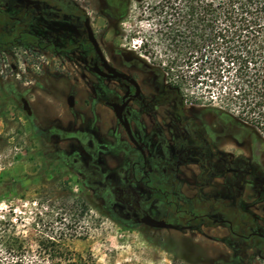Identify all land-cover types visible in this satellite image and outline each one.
<instances>
[{"label": "rangeland", "instance_id": "374dc122", "mask_svg": "<svg viewBox=\"0 0 264 264\" xmlns=\"http://www.w3.org/2000/svg\"><path fill=\"white\" fill-rule=\"evenodd\" d=\"M71 1L87 14L109 61L114 62L122 51L143 61L136 63L138 66L145 63L161 70V84L178 85L187 108L204 110L207 121L217 123L214 109L225 107L222 93L228 87L226 74L220 79L215 68L200 71L196 64L172 66L175 53L168 50L163 23L143 15V8L135 2L129 15L116 23L102 14V0ZM6 3L10 5L8 11L18 16L13 6L20 2L0 0V9ZM29 27L44 41L53 39L59 46L76 41L66 24L47 26L33 20ZM138 41H142L140 47ZM83 59L80 52L55 53L29 44L10 52L0 51V262L264 264L257 248L245 252L241 247L236 249L241 242L225 225L199 226L184 232L153 229L113 203L112 195L106 197L103 189L109 191L115 183L126 185L131 181L136 154L112 109L99 103V96L115 97L119 93L118 83L100 79L84 66ZM134 75L141 79L140 74ZM69 95L75 97L73 108L67 104ZM21 99L28 101L30 116L23 110ZM228 111L239 116L236 107ZM157 113L161 115V110ZM153 125L150 116L133 120L151 161L161 164L157 166L161 169L172 154L166 144H157L152 153L149 151L146 129ZM53 129L60 130V134L52 135ZM67 133L75 136L62 139L61 135ZM246 138L247 133L226 132L214 145L216 154L231 153L250 160L255 149L243 144ZM166 143L174 147L181 142L173 137ZM96 144L106 145L108 150L99 151L92 159ZM75 159L78 165H72ZM91 164L97 165L101 173L97 182L100 193L87 189L76 170ZM177 176L182 198H193L202 191L236 201L229 180L218 178L205 184L195 164L182 166ZM138 190L144 200L150 199L151 193L143 185ZM238 202L256 224L255 230L264 235V190L251 177L245 181ZM146 212L161 218L164 208L153 200Z\"/></svg>", "mask_w": 264, "mask_h": 264}, {"label": "trees", "instance_id": "16d2710c", "mask_svg": "<svg viewBox=\"0 0 264 264\" xmlns=\"http://www.w3.org/2000/svg\"><path fill=\"white\" fill-rule=\"evenodd\" d=\"M39 1L45 4L44 11L50 14V19H68L79 30L88 21L85 11L71 0ZM133 2L143 8L142 14L147 18H157L163 23V36L169 41L168 50L175 53L172 66L180 68L196 64L200 71L215 68L220 79L226 74L228 87L222 93L225 107L214 109L216 124L223 134L247 133L242 142L255 149L250 160L234 159L228 166L237 170L232 180L237 195L234 202L206 193L191 199L181 198L179 180L172 177L165 180L158 174L152 182H146L152 186L153 197L163 202L167 210L166 222L181 232L200 223L214 226L225 222L233 235L242 234L244 230L250 233L254 226L252 219L240 209L238 201L246 174L264 190V0H102L100 10L109 21L120 23L129 15ZM26 23V18L21 15L15 19L0 11V51L10 52L24 44L54 51L55 44L43 42L28 31ZM77 46L72 44L69 47L75 49ZM120 53L125 62H143L131 53ZM138 69L144 74L145 82L158 91L156 85L163 78L161 70L145 63ZM171 86L178 88V85ZM164 91L170 100L175 101L170 106L171 116L181 114L183 100L180 93L166 87ZM232 107L237 108L239 116L229 114ZM198 146L202 149L199 168L203 182L211 184L214 169L225 166L206 164L207 156L203 152L208 150L210 153L208 145L201 142ZM139 161L143 167L144 159L139 157ZM91 189L95 190L92 185ZM245 216L248 218L244 220Z\"/></svg>", "mask_w": 264, "mask_h": 264}, {"label": "flooded vegetation", "instance_id": "af4514ba", "mask_svg": "<svg viewBox=\"0 0 264 264\" xmlns=\"http://www.w3.org/2000/svg\"><path fill=\"white\" fill-rule=\"evenodd\" d=\"M18 1L20 2V4L14 5L13 9H16L19 15L26 18L27 23L25 26L28 29V31L37 35L45 43L53 42L55 44L54 51H51L49 49H44V50H48V51L55 52V53H69V52L83 53L84 54L83 63L87 69L91 70L100 79L104 81H116L119 85V88H118L119 93L115 95V97H109V96L105 97V95L103 94L101 95L103 97L99 96V103H102L103 105H106L107 107L111 109L112 107L110 106V104L112 103L118 104V105H122L123 103H126L123 109V117H125L128 120L132 135L134 139L136 140L137 144L141 147L142 151H140L129 140V137L127 136L129 142L133 145L134 152L136 154L135 159L131 165V181H128L126 185L124 183L121 185H117L115 183L113 186H111L109 191L107 189H103L106 197L107 195H110V196L112 195L114 197L113 203H117L118 205L122 206L123 208L126 209L128 213L134 214L138 223L142 224L141 219L146 216H150L156 220H163L166 222L167 210L162 201H160L158 198L153 197L152 186H150V184H147L146 182L147 181L152 182L156 178L155 176L156 174H158V177L165 179V180H168L171 177L173 178V180L175 179L179 180L177 173L182 166L189 165V164H195L199 167L201 163L200 158L202 156V149L200 148V146H198V143H201V142H204L206 145H208V149L210 151V153L208 152V150L203 152L207 156L205 160L206 164L215 166V167L225 166L223 168L221 167L220 169H217V168L214 169L215 172L211 174L210 176L211 181L213 180L215 181L218 178H225L229 180V182L231 183V188H232V180L234 179L237 170L234 168L228 167V166L232 164L234 159H241V158H237L231 153L220 152L218 155L216 154L214 145H216L217 139L223 137L224 134L220 131L218 132L219 127L216 125V123H209L207 121L205 111L196 110V109L193 110V108H187L183 104L182 113L181 114L176 113L174 117L171 116L170 106L174 105L175 101L169 99L168 94H166L164 91V87H166L167 90L169 91H172L175 89L177 93H179V88H174L170 84L164 85L158 82L156 87L159 89L157 91L150 84L145 82V76L138 69L137 64H131V63H128L122 60V58L120 57L121 55L120 52L122 51H119L117 53V56H115L114 58L115 63L109 61L103 54L104 58L106 59V61L111 67H113L115 70L119 71L120 73L127 75L129 79H133L137 83L139 87V94L136 96L137 90L135 86L128 80L119 79V78L110 79L107 77H103L99 73L94 71V67L97 66L100 72L107 73V71L102 65V62L100 61L99 56L96 54V52L93 49V46L88 40L86 29L84 26L85 22L83 23V29L79 30L68 19H62V20L50 19L49 18L50 14H47L44 11L46 8L45 4L39 0H33L35 1V4L39 5V8L37 9L34 8V5H26V3L23 0H18ZM9 7H10L9 3H6L3 9H0V11L7 12L13 18L17 19L19 15L18 16L12 15L8 11ZM33 20L40 21V23H43L47 26H51V25L58 26L60 24H66L70 28L72 35L76 37V41L67 43L65 46L56 45L53 39H49V41H44V39L42 38L40 34L30 29L29 26H30V23L33 22ZM88 21H89V18H88ZM15 22H18V21L15 20ZM72 44H77L78 45L77 48L70 49L69 46ZM29 45H32L37 49H43L33 44H29ZM134 74H140L141 79L139 80ZM158 109L161 110V115L157 113ZM141 116H147V117L150 116L153 122H155L156 124L153 126H149L146 129V132L148 133V135H146L145 137L147 139V143L150 145L149 151L152 153L153 148L157 144L158 146H163L162 144H166V146L171 151L172 157L168 159L167 162L163 161L162 163V164H166L165 168L159 169V167L157 166L161 164H158L155 161H151L150 156L148 155V151H147L148 147L146 148V146L143 145L142 140L138 136V129L134 128L133 126V120L137 121V119ZM153 116H155V118H153ZM118 123L120 124L119 121ZM199 124H202V125H199ZM121 127L123 128L122 125ZM123 130L125 131L124 128ZM51 134L58 136L60 134V130L53 129L51 131ZM74 136H75L74 133H67V134L61 135L62 139L73 138ZM173 137L177 138V140H180L181 142L180 145L170 147L166 143L167 140ZM158 138H161V141H158ZM101 150L106 151L108 150V147L106 145L96 144L95 151L93 152V154L90 155L92 159H95L97 153ZM208 153H209V156L207 155ZM139 157H142L144 159L143 167L141 166ZM242 159H246V158H242ZM66 163L67 164L69 163V159H67ZM77 163H78V160L75 159L72 162V165H78ZM76 170L82 176L83 184L85 185L87 189H91V185H92L95 188L94 192H97V193L101 192L100 186L97 184L101 176L99 167L97 165L91 164L87 168L76 167ZM208 177L209 176H206V178ZM249 177H251L249 174H246L243 177L244 183L245 181L248 180ZM140 185H143V187L147 189L148 192L151 193L149 200L147 201L144 200L143 195L139 192L138 186ZM202 193L204 192L201 191L195 196L201 195ZM180 195H181V191H180ZM181 198H182V195H181ZM153 200L159 201L164 208V215L161 218H156L150 215L148 212H146V207ZM180 201L181 203H183V200H180ZM243 212L247 214L248 216H250L249 213L245 211ZM248 216H245L244 220L247 219ZM252 224L254 226L250 228L251 230L250 233L247 234L245 233V230H244L242 234H236V235H233L230 232L225 222H220L219 224H215L214 226H211V227H215L218 225H225L230 235L234 239L239 240L241 242L238 245H236V249H240L241 247L243 251L245 252L247 248L248 249L257 248L258 257L264 260V235L255 230L256 224L253 222V220H252ZM199 226H207V225H205L204 223H200L195 228H198ZM174 229H169V230H174ZM188 229H192V228H186L185 230H188Z\"/></svg>", "mask_w": 264, "mask_h": 264}, {"label": "water", "instance_id": "95a60500", "mask_svg": "<svg viewBox=\"0 0 264 264\" xmlns=\"http://www.w3.org/2000/svg\"><path fill=\"white\" fill-rule=\"evenodd\" d=\"M23 1L26 3V5H34V8H36V9L39 8V5L35 4V1H33V0H23ZM84 26L86 29L88 40L91 43V45L93 46V49L96 52V54L99 56L100 61L102 62V65L105 68V70L107 71V73L100 72L97 66L94 67V71L99 73L101 76L107 77L110 79L119 78V79L128 80L129 82H131L135 86V88L137 90V93H136V96H137L139 94V87H138L137 83L133 79H129V77L127 75L120 73L119 71L115 70L113 67H111L108 64V62L104 58L103 53L99 47V44L95 38L94 32L90 26L89 21H86ZM21 102L23 104V110L26 111L28 116H30L31 115V109H30L28 101L25 99H21ZM67 104H68L69 108H73L75 106V97L73 95H70L67 97ZM125 105H126V103H123L122 105H118V104H114V103L110 104L117 120L120 122V124L125 129L126 134L129 137V140L140 151H142L141 147L137 144L136 140L134 139V137L132 135L128 120L125 117H123V109H124ZM141 222H142V224H144L150 228H154V229H174V226L172 224L166 223L163 220H156L150 216L143 217L141 219Z\"/></svg>", "mask_w": 264, "mask_h": 264}, {"label": "built area", "instance_id": "2783aa9c", "mask_svg": "<svg viewBox=\"0 0 264 264\" xmlns=\"http://www.w3.org/2000/svg\"><path fill=\"white\" fill-rule=\"evenodd\" d=\"M138 44H139V47H140V45H142V41H138Z\"/></svg>", "mask_w": 264, "mask_h": 264}]
</instances>
